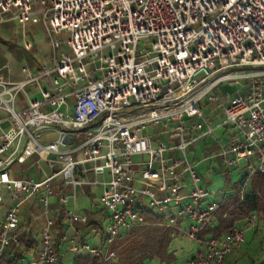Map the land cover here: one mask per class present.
Returning a JSON list of instances; mask_svg holds the SVG:
<instances>
[{
    "label": "built area",
    "instance_id": "1",
    "mask_svg": "<svg viewBox=\"0 0 264 264\" xmlns=\"http://www.w3.org/2000/svg\"><path fill=\"white\" fill-rule=\"evenodd\" d=\"M0 13L21 25L40 22L60 37L53 49H68L52 67H24L22 79L0 80V110L10 120L0 135V186L12 202L0 226V264H59L51 220L41 230L36 260L2 259L20 244L21 204L42 190L46 207L55 177L73 188L86 183L76 177L83 164L90 165L83 173L106 178L98 199L106 212V250L102 256L88 243L73 244L74 256H87V264L118 263L141 242L138 252L154 247L152 256L178 232L200 245L188 264H227L257 216L221 236L204 232L217 226L227 200H242L251 178L264 173V0H0ZM41 80L49 89L40 100L16 110L17 95ZM221 84L244 93L219 96L214 90ZM203 102L221 108L217 127L233 129L220 150L225 164L243 162L247 170L235 196L220 202L209 201L214 195L189 154L213 137ZM51 128L57 139L41 143L37 133ZM33 153L57 156L59 171L42 181L12 178L8 167ZM148 217L167 221L148 223ZM68 218L85 221L73 212Z\"/></svg>",
    "mask_w": 264,
    "mask_h": 264
},
{
    "label": "crops",
    "instance_id": "2",
    "mask_svg": "<svg viewBox=\"0 0 264 264\" xmlns=\"http://www.w3.org/2000/svg\"><path fill=\"white\" fill-rule=\"evenodd\" d=\"M37 25L44 31L47 40L39 39L38 29L35 28ZM20 35L21 38L18 37ZM55 39V36L47 34L40 22L21 25L11 15L0 13V80L14 82L22 79L21 69L24 67H29L33 71L42 66L52 67L55 60L63 53H58V51L52 48V41ZM24 43H29V50L24 48ZM48 89V80H41L38 85L32 84L28 86L25 92L17 95L14 102L15 109L21 110L26 108L30 100H40L41 90ZM214 93L219 96L225 94L233 96L238 93L243 94L244 90L237 85L221 84L214 90ZM202 106L204 109L206 108L205 102L202 103ZM206 113L210 118L211 124L214 126V130L217 129L222 134L219 137H208L203 141L196 142L189 149L190 158L196 164L197 170L202 164L207 166L206 172L209 170H224L228 166L220 156V150L221 146L226 142L229 133L217 127L218 122L222 120V110L215 105L211 111ZM9 128V116L5 111L0 110V135ZM37 136L41 143L47 144L55 141L58 133L56 129L51 128L39 131ZM74 158L80 159V155L75 154ZM89 167V164H83L76 172V177L84 178L86 181L81 186L73 188L66 185L61 177L53 178L50 182L51 193L48 196V205L46 207L39 202V197L43 196L42 190L21 204L17 226L20 244L18 247H11L5 251L2 259L3 263L36 260L39 254L41 230L48 220L52 221L50 231L59 264H74L76 258L80 260L88 259L85 255L80 257L74 256L71 252L73 244L88 243L97 247L101 255L104 256L106 250V231L104 230L106 212L100 207L98 199L103 189L102 182L106 178L95 176L90 171L86 173L82 172V170L89 169ZM235 168L243 173V177L247 174L243 162L235 166ZM59 169L60 162L57 156L33 153L23 163H13L10 165L8 172L15 179L42 181L55 174ZM0 195L2 196V203L0 205L1 226L12 202L10 194L3 186H0ZM213 195L215 197V194ZM222 199L224 198L222 197ZM69 212H73L77 216L84 218L85 221H70L68 218ZM238 226L244 228V224ZM246 232H249V230ZM180 236L189 240L182 236V234ZM62 237H65V239H61ZM155 253L149 258H152ZM162 260V262L170 264L175 259L166 257ZM142 263L143 260L140 264Z\"/></svg>",
    "mask_w": 264,
    "mask_h": 264
},
{
    "label": "rangeland",
    "instance_id": "3",
    "mask_svg": "<svg viewBox=\"0 0 264 264\" xmlns=\"http://www.w3.org/2000/svg\"><path fill=\"white\" fill-rule=\"evenodd\" d=\"M38 29V37L41 40H47V36L44 31L41 29L39 25L35 26ZM15 31V29H14ZM21 38V35L18 36ZM31 39L30 36H28ZM56 39H60V37L55 36ZM63 53H68V49L65 46H62L59 50H56ZM105 54H110V52L105 51ZM243 71L248 70L247 68H242ZM214 105L210 104L207 106L204 111L209 112L212 110ZM229 133H233V129L229 130ZM222 134L221 131L215 129L213 131V137H219ZM137 158H135L136 160ZM207 166L203 164L198 168V173L201 176V184L207 189L210 193L215 194V197L210 198L209 201L220 202L223 198H230L235 196L237 190L239 188V183L241 177H243V173L240 172L237 168L228 167L222 170H209L206 172ZM249 187V186H248ZM247 187V189H248ZM206 203H204L205 205ZM264 215L257 214L256 225L253 229L246 232L244 235V241L240 245L239 248L235 249L232 253H230L226 258L227 264H262L264 262ZM167 221L164 218H154L148 217L146 218V222L148 223H160ZM244 224L243 222H239L238 225ZM104 230L107 232L106 221L104 223ZM241 226H238L240 228ZM126 232H121L120 236L123 237ZM140 243V242H139ZM144 243H140L139 246L129 245L128 248H131V251H125L120 256V261L118 263L110 262V264H140L143 260L142 264H166L162 262L163 258L171 257L175 259L170 264H188L190 258L195 255L198 248L200 247L198 241L195 240H187L180 236L178 232H175L174 236L171 238V244L168 248L157 249L155 255L152 258H149L152 254L150 251H142L138 252V247L143 245ZM152 246H156L155 243ZM145 249L146 245H145ZM154 252V251H153ZM151 253V254H150Z\"/></svg>",
    "mask_w": 264,
    "mask_h": 264
},
{
    "label": "trees",
    "instance_id": "4",
    "mask_svg": "<svg viewBox=\"0 0 264 264\" xmlns=\"http://www.w3.org/2000/svg\"><path fill=\"white\" fill-rule=\"evenodd\" d=\"M224 214L227 216L224 217ZM252 214L264 215V173L251 178L242 200L230 198L226 201L217 214V226L213 230H206L204 235L211 233L214 236H221L230 229L238 227L239 222L244 223V220ZM86 262L87 259L76 258L74 264H85Z\"/></svg>",
    "mask_w": 264,
    "mask_h": 264
}]
</instances>
